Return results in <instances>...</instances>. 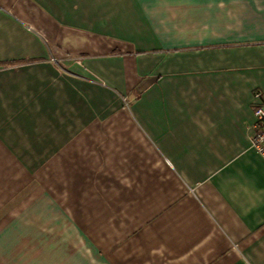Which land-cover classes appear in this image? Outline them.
<instances>
[{"label": "crops", "instance_id": "1", "mask_svg": "<svg viewBox=\"0 0 264 264\" xmlns=\"http://www.w3.org/2000/svg\"><path fill=\"white\" fill-rule=\"evenodd\" d=\"M264 0H0V264H264Z\"/></svg>", "mask_w": 264, "mask_h": 264}, {"label": "built area", "instance_id": "2", "mask_svg": "<svg viewBox=\"0 0 264 264\" xmlns=\"http://www.w3.org/2000/svg\"><path fill=\"white\" fill-rule=\"evenodd\" d=\"M253 114L254 122L252 127L251 145L264 159V102L255 106Z\"/></svg>", "mask_w": 264, "mask_h": 264}]
</instances>
